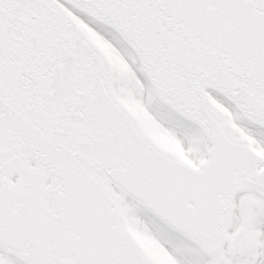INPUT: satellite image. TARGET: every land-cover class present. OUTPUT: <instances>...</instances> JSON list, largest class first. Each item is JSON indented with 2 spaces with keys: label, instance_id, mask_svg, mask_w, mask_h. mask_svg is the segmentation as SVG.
<instances>
[{
  "label": "snow or ice",
  "instance_id": "snow-or-ice-1",
  "mask_svg": "<svg viewBox=\"0 0 264 264\" xmlns=\"http://www.w3.org/2000/svg\"><path fill=\"white\" fill-rule=\"evenodd\" d=\"M133 189L194 240L160 261L264 264V0H0V260L157 264Z\"/></svg>",
  "mask_w": 264,
  "mask_h": 264
},
{
  "label": "rangeland",
  "instance_id": "rangeland-1",
  "mask_svg": "<svg viewBox=\"0 0 264 264\" xmlns=\"http://www.w3.org/2000/svg\"><path fill=\"white\" fill-rule=\"evenodd\" d=\"M101 45L107 51L106 46L102 43ZM126 104L134 111V113L140 118L145 130L158 142L164 145L167 149L180 151L179 143L167 133L162 132L158 126L152 127L149 123L151 119L148 117L146 119V115L133 103L131 102L130 97L125 100ZM138 211L142 215V221H137L140 224V227L143 229L142 231L135 232L137 239L141 242L143 248L148 252V254L157 261V264H174L170 258H167L166 261H160V256L162 249H160L159 245L155 240L152 239V236H155L159 242L165 245L169 250L173 251L177 255V259L179 261H183V256L181 253L190 247H195L194 244L190 243L188 240L184 239L182 236L174 233L166 226L161 224L159 221L150 216L147 212L144 211L143 208L138 206L136 203L132 205L129 211ZM126 222L129 223L134 218L125 217ZM1 264H4V261L0 260Z\"/></svg>",
  "mask_w": 264,
  "mask_h": 264
},
{
  "label": "water",
  "instance_id": "water-1",
  "mask_svg": "<svg viewBox=\"0 0 264 264\" xmlns=\"http://www.w3.org/2000/svg\"><path fill=\"white\" fill-rule=\"evenodd\" d=\"M140 59L143 60V57L141 56ZM152 86H153L157 96L162 101H164L165 103L170 105L175 110L182 111L181 106L176 104L171 96L161 92V90H160L159 86L157 85V83L155 82V80H152ZM137 126H138V124H137ZM133 191H135V193H136V200L139 201L142 205H144L149 211H151L159 219H161L162 221H164L165 223L170 225L173 229L181 232L182 234L187 236L189 239L194 241L192 236L186 230V228L177 219H175L171 213L166 211L163 208V206H161L157 201H155L151 197L147 196L143 192H140V191L135 190V189H133Z\"/></svg>",
  "mask_w": 264,
  "mask_h": 264
},
{
  "label": "bare ground",
  "instance_id": "bare-ground-1",
  "mask_svg": "<svg viewBox=\"0 0 264 264\" xmlns=\"http://www.w3.org/2000/svg\"><path fill=\"white\" fill-rule=\"evenodd\" d=\"M95 42L100 46V47H103L101 45V43L103 44L102 41L99 40V38H96ZM104 45V44H103ZM105 46V45H104ZM106 51V50H105ZM131 99V97H130ZM147 100L150 104H153V105H156L158 106L160 109H168V107H166L165 105H163L162 103H160L153 95H152V91H151V88H149L147 90ZM131 102L133 103V105H135L137 108H139L146 116H147V113L144 111V108L141 104L140 101L138 100H134V99H131ZM124 103L126 104V102L124 101ZM229 122H231V117H229ZM235 127V126H233ZM236 131H240L239 129H236ZM163 132V131H162ZM165 133V132H164ZM241 136H243V133H241ZM170 151H175V150H171L169 149ZM179 152V151H177ZM182 154V153H181ZM149 255V254H148Z\"/></svg>",
  "mask_w": 264,
  "mask_h": 264
}]
</instances>
